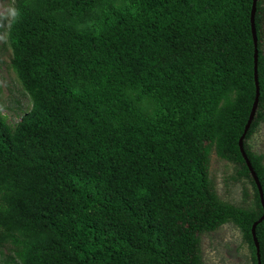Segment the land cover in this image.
<instances>
[{
	"label": "trees",
	"instance_id": "16d2710c",
	"mask_svg": "<svg viewBox=\"0 0 264 264\" xmlns=\"http://www.w3.org/2000/svg\"><path fill=\"white\" fill-rule=\"evenodd\" d=\"M252 1L15 0L10 67L32 105L14 129L0 116L4 263L205 264L200 235L230 223L257 264L263 208L238 146ZM255 29L243 144L264 195L248 145L264 123V0ZM213 152L248 181V204L218 197ZM255 234L264 264V220Z\"/></svg>",
	"mask_w": 264,
	"mask_h": 264
},
{
	"label": "rangeland",
	"instance_id": "374dc122",
	"mask_svg": "<svg viewBox=\"0 0 264 264\" xmlns=\"http://www.w3.org/2000/svg\"><path fill=\"white\" fill-rule=\"evenodd\" d=\"M15 0H0V116L14 129L21 117L31 109V99L23 89L10 67L11 50L6 40V30L14 11ZM264 48V40H263ZM248 145L255 153L264 155V123H262ZM234 166L220 159L213 152L209 162V177L218 197L236 205L249 203L252 189L247 180L235 182L230 179ZM244 190L248 197L245 202ZM200 254L205 264H251L250 252L242 235L233 224L222 225L214 232L199 237ZM4 255L8 254L3 250ZM4 257H0V264Z\"/></svg>",
	"mask_w": 264,
	"mask_h": 264
},
{
	"label": "water",
	"instance_id": "95a60500",
	"mask_svg": "<svg viewBox=\"0 0 264 264\" xmlns=\"http://www.w3.org/2000/svg\"><path fill=\"white\" fill-rule=\"evenodd\" d=\"M256 4H257V0H253L252 1V9H251V28H252V36H253V44H254V81H255V99H254V102H253V105H252V108H251V111H250V114H249V117H248V120H247V123L244 127V131L241 135V137L239 138V141H238V146H239V150H240V153L244 159V162L251 174V177L255 183V186H256V189H257V192H258V196H259V200H260V203H261V206L263 208V214L262 216L252 225V229H251V232H252V237H253V242H254V245H255V250H256V258H257V264H261V261H260V253H259V244H258V241H257V238H256V234H255V229H256V226L262 222L264 220V195H263V191H262V187H261V184H260V181L257 177V174L255 173L246 153H245V150H244V138H245V135L254 119V116H255V113H256V110H257V105H258V98H259V84H258V76H257V57H258V52H257V35H256V29H255V13H256Z\"/></svg>",
	"mask_w": 264,
	"mask_h": 264
}]
</instances>
